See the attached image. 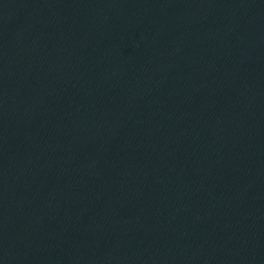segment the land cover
I'll return each instance as SVG.
<instances>
[{"label": "water", "instance_id": "1", "mask_svg": "<svg viewBox=\"0 0 264 264\" xmlns=\"http://www.w3.org/2000/svg\"><path fill=\"white\" fill-rule=\"evenodd\" d=\"M0 264H264V0H0Z\"/></svg>", "mask_w": 264, "mask_h": 264}]
</instances>
